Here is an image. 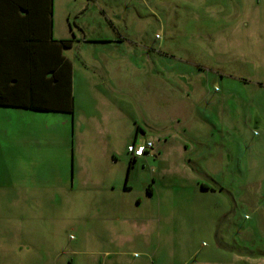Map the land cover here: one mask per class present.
<instances>
[{
	"label": "rangeland",
	"instance_id": "374dc122",
	"mask_svg": "<svg viewBox=\"0 0 264 264\" xmlns=\"http://www.w3.org/2000/svg\"><path fill=\"white\" fill-rule=\"evenodd\" d=\"M98 3L130 43L67 52L74 113L0 108V264H215L252 222L264 245V0H55L57 27L108 37Z\"/></svg>",
	"mask_w": 264,
	"mask_h": 264
},
{
	"label": "trees",
	"instance_id": "16d2710c",
	"mask_svg": "<svg viewBox=\"0 0 264 264\" xmlns=\"http://www.w3.org/2000/svg\"><path fill=\"white\" fill-rule=\"evenodd\" d=\"M28 1L26 0L20 5L18 0H0V22L2 8L5 6L13 9L16 13H21V11L23 13L18 18L22 26L16 27L14 33L11 32L12 35L10 34L9 40L4 42L2 39L1 41L0 28V56H6L4 49H8L10 54L22 58L23 65L28 66L29 62V70H31L30 73L21 70L18 74L19 77L14 76L16 81L11 87H9L7 77L1 80V83H5V85H0V106L73 114L75 111L73 65L63 55V52L72 49L76 40H55L53 37L50 39L48 24L46 40H39L45 39L44 36L38 34V29L35 30V27L32 26L33 23L28 26L25 21L26 23L30 22L31 17L44 12L45 9H31ZM54 3L55 0H52V5H50V0H46L48 19L50 14H54ZM49 6H52L51 12ZM53 21L54 19L52 20V28ZM38 57L48 58L52 62L51 65L42 64L41 68L42 62L34 64L33 60ZM28 93L30 99L26 96ZM132 160L137 161L139 159L134 158Z\"/></svg>",
	"mask_w": 264,
	"mask_h": 264
},
{
	"label": "crops",
	"instance_id": "0c3cea01",
	"mask_svg": "<svg viewBox=\"0 0 264 264\" xmlns=\"http://www.w3.org/2000/svg\"><path fill=\"white\" fill-rule=\"evenodd\" d=\"M25 1L26 0H18V3L20 5H22ZM28 3H29V7L31 9L32 8H34L35 10H38V8L39 9H42V8L45 9L44 12H40L39 14L31 17L30 22L26 23V21H25V24L28 26H30L31 23H33L32 26L35 27V30L38 29V34L40 36H44L45 39H39V40H44V41L46 40L47 24H48L49 25V38L50 39H51V37H53L55 40H68L73 35L74 37L71 39H75L76 40L75 43H77V45H79V46H84V45L91 44V43H100V42L106 43V45H108V44H110V45H124L125 44L126 45L127 43H130V40L128 38H126L125 36L119 35L118 32L116 31L115 26H114L115 24H114L113 20H111V17H112V15H114V13H112L110 15V12H107V10L111 9V8H109V5H108L110 3H108V4L107 3H103V4L98 3V6L100 7V9H99L100 16H102L101 18L105 21V23L107 22V24H106L107 29L112 30V32H113V33H106L108 35V37L103 36V38H102V36H98V38H91L88 35H86L87 34L86 29L87 28L89 29L90 26L85 25L83 23L79 24V23L74 22V29H73L69 18L67 19V27H65V29H63L61 27H57V23H56V19H55V3H54V14H52V15L50 14L49 19L47 17L46 0H43V1L42 0H29ZM50 5H52V0H50ZM2 9H3V12H2V17H1V22H0L1 35H2L1 41H2V39H4V42H5V41L9 40V37L12 35L11 32L12 33L15 32L16 27L22 26L21 21L18 20L22 11H21V13H16L15 11H13V9H10L6 6ZM49 9L51 12L52 6H49ZM86 9H89V8L87 7ZM101 18H100V20H101ZM53 19H54V21H53V28H52V20ZM79 32L82 35L81 38H79L77 36V34ZM117 34L119 36H117ZM68 35H70V36H68ZM75 43H74L73 47L75 46ZM105 50L101 51L99 53V55H101V56L104 55L103 52H106ZM68 51L69 50H66L63 52V55L67 59H69V57L67 56ZM4 52H5L6 56H0V85H5V83L4 84L1 83V80H3V78L7 77V80H8L9 85H10L9 87H11L12 85L15 84V81H16L14 76L19 77L18 74H20L21 70L27 71L28 73H30L31 70H29V62H28V66L23 65L22 58L15 57L14 54L13 55L10 54L8 49H6V50L4 49ZM123 55L126 56L127 53L124 52ZM132 56H133V54L130 53L129 57L131 58ZM38 58H39V60H38ZM38 58H35L33 60V63L38 64V63L42 62L40 65L41 68H42V64L50 66L52 63L48 58L47 59L43 58V57H38ZM72 65H73V63H72ZM30 68H32L31 65H30ZM73 73H74V65H73ZM48 76H50V75H48ZM73 78H74V74H73ZM186 84H188V83L186 82ZM260 86L264 87V84H260ZM73 88H74V85H73ZM73 93H74V91H73ZM26 96L28 99H30L29 93ZM236 104H238V103H236ZM7 105H9V104H7ZM0 108L22 109V110H27V111H31V112L46 113V114H48V113H59V114H64V115L65 114L70 115L69 113H63V112H49V111H43L42 112V111H34V110L18 108V107H11V106H0ZM240 110H241L240 108H237L236 109L237 113L238 112L242 113V110H241V112H240ZM254 116H255V114H254ZM205 117H207L211 123V121H212L211 115L206 113ZM256 117H257V119H256L257 122L261 123L262 129H264V124H262L264 122V117H262L261 113L258 111H257ZM163 127L164 126L161 125L160 128L159 127L157 128V130L160 132L164 131ZM137 130H138V132L141 131L144 133L143 128H141L140 126L137 127ZM134 143L142 144V142H139L137 140L131 144H134ZM153 148H154V145H153ZM152 149H149L148 153L144 157L140 158L139 160L148 156L152 152L151 151ZM237 174L239 177L238 180H240V182L242 183V181H244V179L242 178V176L239 173H237ZM201 187L205 191L214 189V188L212 189L210 186H208L206 184H202ZM221 189H223V188L221 187ZM244 217L245 218L242 219V222H243V220H250V218L246 219V218H248V216H244ZM242 222L240 224H243ZM258 226H259V224H257L256 222H252L251 224H249L247 226H244V225L241 226L242 227V236L244 237V239H243L244 241L242 242L241 245H238V246H240V249H238L239 252H238L237 256H236L235 252H233L230 260L222 259L221 261H215V264H264V245H254V244H250L249 242L245 241V238H246L245 233H249L251 235L252 240L255 238L254 235L260 234V230H259ZM249 246H253V247L256 246V247H254V249L256 250L257 254H255V252H253V250H251V253H250V251H249L250 247ZM216 248L221 249L223 247L221 244L220 245L217 244ZM225 249L228 251H230V250L234 251L236 249V247L228 245V247ZM246 250H248L249 252L246 253Z\"/></svg>",
	"mask_w": 264,
	"mask_h": 264
},
{
	"label": "built area",
	"instance_id": "2783aa9c",
	"mask_svg": "<svg viewBox=\"0 0 264 264\" xmlns=\"http://www.w3.org/2000/svg\"><path fill=\"white\" fill-rule=\"evenodd\" d=\"M153 143L151 141H148L146 144H130L127 147L128 154L132 159H140L144 157L146 154L147 150L153 148Z\"/></svg>",
	"mask_w": 264,
	"mask_h": 264
},
{
	"label": "flooded vegetation",
	"instance_id": "af4514ba",
	"mask_svg": "<svg viewBox=\"0 0 264 264\" xmlns=\"http://www.w3.org/2000/svg\"><path fill=\"white\" fill-rule=\"evenodd\" d=\"M147 153H148V151L146 152V154H147ZM146 154H145V155H146ZM145 155H144V156H145ZM137 161H138V160H137ZM137 161H133L132 159L130 160V162H129V168H130V169H129V172L133 169L134 164H136Z\"/></svg>",
	"mask_w": 264,
	"mask_h": 264
}]
</instances>
